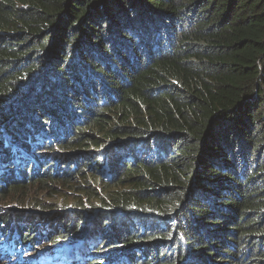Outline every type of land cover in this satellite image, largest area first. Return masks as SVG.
I'll return each instance as SVG.
<instances>
[{"label": "trees", "instance_id": "trees-1", "mask_svg": "<svg viewBox=\"0 0 264 264\" xmlns=\"http://www.w3.org/2000/svg\"><path fill=\"white\" fill-rule=\"evenodd\" d=\"M35 187L7 264H264V0H0V203Z\"/></svg>", "mask_w": 264, "mask_h": 264}, {"label": "rangeland", "instance_id": "rangeland-1", "mask_svg": "<svg viewBox=\"0 0 264 264\" xmlns=\"http://www.w3.org/2000/svg\"><path fill=\"white\" fill-rule=\"evenodd\" d=\"M38 189V187H35V188H32V190L30 191V193L28 194V197H27V201L28 202H26V203H23V202H25V201H23V202H21V200H19V201H16V200H13V201H16V202H18V203H15V202H9V204H5V205H2L1 203H0V208H1V210H9V211H11V210H13V211H16V210H21V209H23L22 211H31V207H29L30 206V204H31V200H32V197H34L35 195H37L38 194V198L40 199H45L46 201H48L50 204H52L51 202H57V203H53L52 204V206H56V205H58L59 207H55L54 209H53V212L54 211H58V210H62V208H60V207H62V205L60 204V202H59V194H56L55 193V195H51V196H46V191L44 190V191H38L37 190ZM67 196H69L70 198L72 197V195L71 194H67ZM71 200V199H70ZM20 203H23V205L25 204V205H27L26 207H24V208H21L22 207V204H20ZM60 204V205H59ZM68 207H70V206H68ZM5 214H7V213H5ZM8 215V214H7ZM6 216V215H5ZM44 244V246H38L37 247V249L32 253V255H31V257H33V256H39V255H41L42 253H44V248H45V246H46V244L45 243H43ZM66 253L68 254L69 253V251H67L66 250ZM26 256V255H25ZM52 261V260H51ZM51 261H48L47 263H50ZM2 262H4V263H2ZM26 262H27V264H32V258H29V259H27L26 260ZM40 262H42V264L44 263V261H40ZM0 264H7L5 261H1L0 260Z\"/></svg>", "mask_w": 264, "mask_h": 264}, {"label": "clouds", "instance_id": "clouds-1", "mask_svg": "<svg viewBox=\"0 0 264 264\" xmlns=\"http://www.w3.org/2000/svg\"><path fill=\"white\" fill-rule=\"evenodd\" d=\"M69 245H65V247H68ZM61 249H63V248H61ZM61 249L60 250H58V251H61ZM44 251H45V249H44ZM65 255V254H64Z\"/></svg>", "mask_w": 264, "mask_h": 264}, {"label": "bare ground", "instance_id": "bare-ground-1", "mask_svg": "<svg viewBox=\"0 0 264 264\" xmlns=\"http://www.w3.org/2000/svg\"><path fill=\"white\" fill-rule=\"evenodd\" d=\"M67 251H69V250H67ZM51 263H54V262H50V264H51Z\"/></svg>", "mask_w": 264, "mask_h": 264}]
</instances>
